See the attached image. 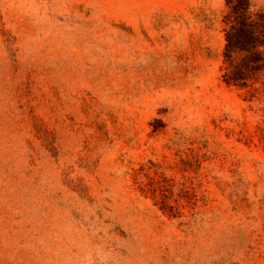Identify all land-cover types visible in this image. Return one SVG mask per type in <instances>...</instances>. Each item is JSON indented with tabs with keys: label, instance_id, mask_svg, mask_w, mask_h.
Here are the masks:
<instances>
[{
	"label": "rangeland",
	"instance_id": "1",
	"mask_svg": "<svg viewBox=\"0 0 264 264\" xmlns=\"http://www.w3.org/2000/svg\"><path fill=\"white\" fill-rule=\"evenodd\" d=\"M226 4L0 0V264H264V77L224 80Z\"/></svg>",
	"mask_w": 264,
	"mask_h": 264
},
{
	"label": "trees",
	"instance_id": "2",
	"mask_svg": "<svg viewBox=\"0 0 264 264\" xmlns=\"http://www.w3.org/2000/svg\"><path fill=\"white\" fill-rule=\"evenodd\" d=\"M223 22L224 80L258 93L255 86L264 77V3L227 0Z\"/></svg>",
	"mask_w": 264,
	"mask_h": 264
}]
</instances>
